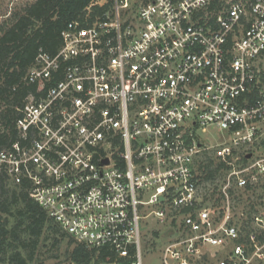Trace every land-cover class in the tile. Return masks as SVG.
I'll return each instance as SVG.
<instances>
[{"label": "built area", "instance_id": "built-area-1", "mask_svg": "<svg viewBox=\"0 0 264 264\" xmlns=\"http://www.w3.org/2000/svg\"><path fill=\"white\" fill-rule=\"evenodd\" d=\"M60 35L11 126L0 107V173L105 264H141V221L166 230L161 264H264V217L231 201L264 181V147L220 203L195 169L200 132L264 133V0H91Z\"/></svg>", "mask_w": 264, "mask_h": 264}, {"label": "trees", "instance_id": "trees-1", "mask_svg": "<svg viewBox=\"0 0 264 264\" xmlns=\"http://www.w3.org/2000/svg\"><path fill=\"white\" fill-rule=\"evenodd\" d=\"M90 1L34 0L13 13L0 27V107L10 126L15 117L11 106L25 94L27 88L23 79L39 50L55 55L61 46V31L68 22L83 15ZM242 160L245 163L246 156ZM221 167L227 169L223 163ZM207 168L204 178H214L216 170ZM242 209L249 216L259 213L254 204ZM63 241L71 247V264H105L115 258L106 248H88L67 235L31 199L24 187L12 185L0 173V264H30L40 248L48 244L58 246ZM123 262L131 263L133 257Z\"/></svg>", "mask_w": 264, "mask_h": 264}, {"label": "rangeland", "instance_id": "rangeland-1", "mask_svg": "<svg viewBox=\"0 0 264 264\" xmlns=\"http://www.w3.org/2000/svg\"><path fill=\"white\" fill-rule=\"evenodd\" d=\"M34 0H0V27L9 21L12 14L22 9L25 4L31 3ZM201 136L199 142L201 143V150L195 159V169L199 180V189L201 192V199L206 202H212L214 199L221 202V189L226 182V178L231 170V164L236 168L246 164L242 158L246 155L250 157H258L263 150L264 133L252 142H235L232 135H227L215 128H209L206 133H199ZM223 148H229L231 154L224 158L221 154ZM224 167H221V164ZM209 170H216L215 177L205 179L204 177ZM220 167V168H218ZM204 171V173H203ZM235 181H233V188L231 194V201L236 209L248 207L249 204L256 206L257 212L264 217V181L255 189L248 192L235 188ZM211 205V204H210ZM147 221H141V231L143 233V248L141 249V264H161L160 252L162 244L165 242L163 235L166 230L158 228L155 222H150L149 227L151 232L144 235L145 229L142 226L146 225ZM166 228V227H165ZM160 230V231H159ZM71 247L67 241H63L58 246H44L40 248L36 254L35 260L30 264H71L69 253Z\"/></svg>", "mask_w": 264, "mask_h": 264}, {"label": "water", "instance_id": "water-1", "mask_svg": "<svg viewBox=\"0 0 264 264\" xmlns=\"http://www.w3.org/2000/svg\"><path fill=\"white\" fill-rule=\"evenodd\" d=\"M106 162V161H105Z\"/></svg>", "mask_w": 264, "mask_h": 264}]
</instances>
